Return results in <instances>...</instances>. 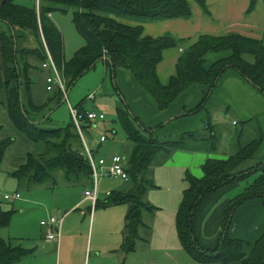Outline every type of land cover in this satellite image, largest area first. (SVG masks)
Masks as SVG:
<instances>
[{"label": "trees", "instance_id": "trees-1", "mask_svg": "<svg viewBox=\"0 0 264 264\" xmlns=\"http://www.w3.org/2000/svg\"><path fill=\"white\" fill-rule=\"evenodd\" d=\"M207 9L206 0H194ZM258 0H251L252 11ZM33 6H26L15 0H0V22L5 26L0 31V104L5 105L15 127L36 145L34 152L27 154V160L12 175L21 184L29 187L42 184L54 178L55 171L62 170L68 182L80 183L92 180V168L86 159L85 144L78 126L72 117L67 125L44 128L31 115L42 112L47 104L37 106L31 97V80L28 60L34 56L48 60V51L62 74L68 91L98 61L105 60L114 81L119 70L131 72L133 80L150 97L159 111H168L192 88H202L201 101L193 108L185 109V115L204 109L214 89L228 69L236 70L264 93V42L238 32L225 35H200L182 50L175 73L167 83L159 76V65L167 48L177 44L170 35L161 37L145 33L141 24L128 22L130 19L163 21L192 17L190 0H35ZM54 11H72V22L84 39L70 59L65 55V41L61 30L52 20ZM1 24V23H0ZM2 26V25H1ZM229 54L214 61L208 59L211 53ZM43 67V64H42ZM117 84V83H116ZM56 98L62 100L64 91L57 86ZM116 89L124 97L118 84ZM85 99L76 105L81 117L82 132L92 124L84 108ZM124 103L116 108L118 120L133 144V151L126 163L129 186L111 193L106 203L129 205L126 216L125 252L135 250L140 228L144 224L142 213L152 209L144 195L153 184L148 178L149 167L160 151L208 149L214 152L219 136L211 121L207 125L208 136L202 137L196 131L162 138L157 132L164 128V122L156 126L145 125L134 114L124 97ZM184 115V114H183ZM0 164L10 138H1ZM84 133V132H83ZM240 133L239 146L226 159L208 158L203 165L201 178L187 175V187L176 216V229L182 247L198 262L211 264H264V233L254 242L230 236L232 218L245 202L262 198L264 200V159L247 169L242 167L251 160L262 145V130L255 137L244 139ZM241 137L244 140H241ZM256 174L253 183L235 195L224 211L223 234L215 249L201 246L195 231V215L204 199L222 188L237 184ZM98 203V202H97ZM14 210L0 208V228L10 225ZM34 252V249L14 246L0 237V264H16Z\"/></svg>", "mask_w": 264, "mask_h": 264}, {"label": "rangeland", "instance_id": "rangeland-1", "mask_svg": "<svg viewBox=\"0 0 264 264\" xmlns=\"http://www.w3.org/2000/svg\"><path fill=\"white\" fill-rule=\"evenodd\" d=\"M206 1L207 9H204L194 0H190L192 17L187 19L175 18L163 21H151L140 18L130 19L128 21L140 25L142 24L145 27V33L151 36L161 37L164 35H170L176 39L177 44L165 50L164 58L159 65V76L163 83H167L170 76L175 73L177 61L182 55V50L187 49L191 42L197 40V38L203 34L216 36L235 32L231 27L227 28V22L229 20L235 21L238 17H245L249 11V8L246 12L241 11L242 9L239 10L238 4L235 3L236 0ZM15 2L26 6H33L35 4V0H15ZM72 14V11L53 12V20L58 24L57 26L64 35L67 59L72 58L76 50H78L84 42V39L78 33L72 22ZM0 23L1 31L5 26L2 22ZM219 55L220 54L217 53H211L208 59L211 60L212 57H219ZM27 61L31 66L29 68V77L32 82L31 97L33 103L37 106L47 104V108H45L44 111L31 112V115L40 119H44V116L47 117L50 115V119L44 120L40 126L44 128H57L67 125L72 119L70 105L76 107L80 101L85 99L84 108L86 110L95 108L105 114L103 120L92 121V124L85 127L83 130L88 146L96 151V157H105L108 154L120 153L125 157L126 162L130 160L133 151V144L128 140L116 113V108L119 105L126 103H124V97L120 95V91L116 89L117 84L114 81L112 73L110 71L105 73L106 69L102 62L84 73L69 91H67L68 95H64L62 100H59V98L55 99L58 93L57 85L52 91L47 89V78L49 77L50 72L49 69L42 67L43 60L34 56H29ZM129 76L132 78H128ZM124 79L127 82L131 81L130 79H133L131 72L124 71ZM221 83H223L222 80L218 83V88L214 90L213 96L207 102V110L205 108L197 113L183 117L178 116H180L182 114L180 112L185 111V109H181L177 113L175 112L171 117H162L165 112L159 111L155 102L146 94L145 95L149 100H145L141 103L143 108L141 106H136L135 109L132 106V101L128 98L126 101L129 105L131 104L130 107L132 108V111L135 115L137 113L140 116V119L143 120L142 122L144 124V120L148 117L146 114L150 115V113H153L157 108V111L151 114V121L158 120L153 126H156L161 122L166 124L164 128L157 132V136L162 138H166L169 136V133H173L177 128L179 130L196 131L202 135L203 130H205L208 123L211 121V124L215 126V132L219 136V153H222V151L227 152L225 153L227 154L225 156L229 157L233 154V150H231L230 146L232 145V139L234 136L244 127L245 137L243 136V138L248 139V137L254 133L252 129L257 126L258 119L254 116L252 117L253 119L250 118L252 120L244 122L247 120V117H244L243 114L247 111L250 113L247 96L241 94L235 95L236 99H229L230 103H221L218 95V91H221ZM131 85L134 86L132 82ZM118 86L123 88V82H120V85ZM137 88H139L138 85ZM260 93V95H262L261 97H264V93ZM92 94L93 98H89ZM193 96L194 93L192 98ZM140 100L141 98H135L133 101ZM190 100L191 99L187 100L185 103L187 104ZM243 122L247 124H244ZM0 125L2 126L1 138H10L13 140V143L8 147L6 155L0 164V208L4 210H14L10 225L0 228V237L10 241L14 246L19 245L21 242L22 246L28 248V238L29 236L32 237V234L37 232L40 220L42 218L45 220L48 219V217L44 215L46 210L53 208V206H55L64 196L80 197L85 188H91L93 186V182L92 180H85L80 183H71L68 182L62 170H57L55 171L54 178L45 183L38 184L34 187L21 184L13 177L12 173L26 162L27 154L29 152H34L36 150V145L15 127L9 117L5 105L3 104H0ZM102 134H107L108 139L106 142H103L101 147H99ZM205 135L208 136V132H206ZM174 151L175 150H172L171 152L160 151L155 156L148 171V178L151 180L153 186L149 187L144 195L145 202L151 206V208L155 210L157 209V211H164L166 216L170 212L173 213L174 209L178 211L183 200L184 191L187 187V175L192 174L195 177L203 176L202 163L206 161H202L201 163L199 160H197V162L193 160L192 164H194L195 169L193 168L190 172V169L186 168L184 173H179L174 164L167 165L165 163L167 157L172 155L173 156L169 159L170 161L173 159H176V162L182 160L181 158L179 159L178 156H174ZM263 151L264 141L255 154V161L249 160L245 162L244 167H248L254 162L256 163L263 159ZM202 153L204 157L206 152ZM217 159H223V157ZM255 177L256 174H253L248 179L239 182V187L235 192H231V197L242 192L245 186L253 183ZM104 179L110 182V186L114 184L113 182H117L118 186H125L127 184V181L121 179L118 180L111 177H105L101 179L100 187H102ZM17 192L21 195L20 200L13 201L5 198V194L12 195ZM106 192L105 189L101 190V199L104 200L108 197L106 196ZM222 200L224 199L222 198L218 203ZM207 205L208 199L200 204L194 219L196 235L202 247L204 244L200 238H202L204 242L209 243H213L214 240L218 241L219 239V237L216 236L217 234L213 236L214 234L210 235L208 234L209 232L206 233V224L208 225L209 219H212V214L217 208L215 204L210 205V211L204 215V209ZM207 214L208 218L206 217ZM146 215L149 216L150 214L147 212ZM240 217L241 214L238 213L234 219V227L237 226L239 222L237 221V218L240 220ZM239 223L240 227L237 232L238 235L235 236L242 237L244 236V227L241 222ZM221 230L220 234L223 232ZM232 232H234V228ZM141 235L143 236V231L141 232ZM138 244L144 245V242L139 240ZM216 244L217 242L215 245ZM30 249H34L33 246ZM27 261L28 259L26 258L23 263L28 264Z\"/></svg>", "mask_w": 264, "mask_h": 264}, {"label": "crops", "instance_id": "crops-1", "mask_svg": "<svg viewBox=\"0 0 264 264\" xmlns=\"http://www.w3.org/2000/svg\"><path fill=\"white\" fill-rule=\"evenodd\" d=\"M235 3L238 4L239 10L242 9L241 11L246 12V10L250 7L251 0H236ZM50 16L53 20V13H51ZM53 21L55 22V20ZM56 25L58 24L56 23ZM229 27L234 29L235 32L241 33L245 36L260 39L264 42V0H258L253 10L250 12L248 11L245 17H238L236 18L235 21L229 20L227 22V28ZM217 54H220L219 57H212L210 61H214L229 53L226 52V53H217ZM65 55H66V51H65ZM100 62H102L105 66L106 69L105 73H107L108 71L111 72L110 68L107 66L104 59L98 61L96 66L99 65ZM124 71L126 70H119L117 72V76L115 79L116 83L120 85V82H123V88L120 89L124 97L132 101L133 108L136 109V106H141L143 108V105L141 103L145 100H149L146 97L147 94L144 93L141 89L137 88V85L136 83H134L133 79H130L131 81L127 82L124 79ZM49 72L50 74H52V71L50 69ZM128 78H132V77L129 76ZM221 80L223 82L221 83L222 84L220 89L221 91H218L220 102L223 104L230 103L229 99L231 100L236 99L235 95H239V94L247 96V100L249 104L248 109L250 110V113L247 111L245 114H243L244 117H247L246 118L247 120H245L244 122L252 120L253 119L252 117L254 116H256V118L258 119L257 126L252 129L254 133H252L248 138L255 137L260 130H262L264 135V99H262L264 97H261L262 95H260L261 94L260 89L259 88L256 89L257 88L256 86L254 87V85L250 81L245 79L234 69H228L221 77ZM131 82L134 84V86L131 85ZM218 86L215 89H217ZM193 93L194 96L192 98ZM135 98H141V100L133 101ZM189 99L191 100L188 101L186 104L185 102ZM201 99H202V88L200 87H198V89L197 87L192 88L185 96H183L168 111H166L162 115V117L164 116L171 117L172 115H174L175 112L177 113L181 109L193 108L201 101ZM156 111L157 108L154 110L153 113H155ZM153 113H150V115L146 114L148 117L144 120V122L145 124H148V126H153L158 121V120L151 121V114ZM180 113L182 114L178 117L186 116L183 115L185 114V111ZM136 115L138 114L136 113ZM35 118L37 119L38 122L41 123L44 120L50 119V115H48L47 117L44 116V119L43 118L40 119L38 117ZM184 131L186 132V130L183 129L179 130L177 128L176 130L173 131V133H169L168 135L169 136L179 135ZM206 132H207V127L205 128V130H203L202 137L207 136L205 135ZM241 132H242L241 136L245 137V128L243 127L241 131L237 133L232 139L233 141L230 148L231 150H233V153L236 152L239 146V142H240L239 136ZM102 135L107 136V134H102ZM107 139L105 141L101 140L99 147H101L103 142H106ZM244 139L241 137V140ZM219 142L220 140L218 138V147L214 152H211L208 149L175 150L173 153L174 156H178L179 159L181 158L182 160L179 162H176V159L170 161L169 159L173 156L172 155L170 157H167L165 163L167 165L174 164L175 167L178 169L179 173H184V170L186 168H189L190 169L189 171L191 172L192 169L195 167L194 164H192L193 160L196 162L197 160H199L202 163V161L207 160L209 157L215 159L223 157V159H226L228 158L225 156L227 155L225 154L227 152L222 151V153H219ZM202 152H206V154H204L205 155L204 157L202 155L203 154ZM114 154H120V153H114ZM114 154H108L105 157H107L109 160L111 156ZM196 156L198 159L196 158ZM263 159L257 161L256 163L254 162L250 166L256 165ZM251 160L255 161V155ZM205 162H203L202 165H204ZM242 167H244V164ZM248 167L245 166L244 168L247 169ZM203 175H204V171H203ZM105 177H110V176L101 177L99 180L98 201H97L98 203L95 204L91 198H86L84 196V192L86 190L91 189L93 187L92 186L91 188H85V190L83 191L80 197L64 196L57 202L55 206H53V208L46 210V212L44 211L45 212L44 215H46L48 219L53 216L59 220L60 233L58 237L55 240L47 239V235L50 232V227L43 226L41 224V221L45 220L44 218H42L39 222L38 225L39 227L37 232L35 234H32L33 235L32 237L29 236L27 241L28 249H30L33 246L34 252L29 256L23 258L16 264H24L23 262L26 258L28 259L27 261L28 264H211V263H200L196 261L182 247L176 229V216L178 211H176L175 209L173 213L170 212L168 213L167 216L165 215L166 213H164V211H160V210L157 211V209L155 210L152 208L149 209L150 211L144 210L142 213L144 224L140 228L139 231L140 237L137 239L135 250L131 252H125L122 246H123L124 237L126 235V224H127L126 216L129 211V205L127 203L108 204L106 202L108 201V198L111 195V193L117 190H122L127 188L129 186L128 180L125 186L123 185L118 186L117 182H113L114 184L110 186L109 185L110 182L104 179L102 187H100L101 179ZM111 178L120 180L119 178H115V177H111ZM247 186H245L244 189ZM238 187H239L238 183L231 186H227L215 193L210 194L204 199V200L208 199V205L204 209V213H203L204 215L208 213V211H210L209 208L210 205L215 204L217 207L215 209V212H213L212 214V219H209L208 225L206 224L207 226L206 233L209 232L208 234L210 235L214 234L213 236L217 234L216 236L219 237L218 241L214 240L213 243L204 242V240L200 238L204 244L203 247L205 249L212 250L217 247L219 240L223 234V232L220 234V230L222 229L221 231H223V219H224L225 208L229 203V201L231 200V198H233L235 195L238 194L237 193L233 197H231V192H235ZM103 189L107 191L106 196H108L104 200L101 199L100 196V192ZM222 198L224 200L218 203ZM147 212L150 214L149 216L146 215ZM238 213L241 214V217L240 220L237 218V221L241 222L242 226L244 227V231H243L244 236L242 237L235 236L238 235L237 232L240 227L239 222L237 226L234 227V219L236 215H238ZM206 217L208 218V214ZM233 228H234V232H232ZM142 231H143V236L141 235ZM263 233H264V200L262 198L251 199L245 202L244 204H242L234 213L230 227V236L233 238L243 239L249 242H254L257 239H259ZM139 240L143 241L144 245H139L138 244ZM216 242L217 244L215 245ZM16 246H22V243L20 242V244ZM231 264H242V263L233 262Z\"/></svg>", "mask_w": 264, "mask_h": 264}, {"label": "built area", "instance_id": "built-area-1", "mask_svg": "<svg viewBox=\"0 0 264 264\" xmlns=\"http://www.w3.org/2000/svg\"><path fill=\"white\" fill-rule=\"evenodd\" d=\"M43 67L49 68L52 71V74H50L49 77L47 78V83H48L47 89L53 90L54 87L57 85L64 91V93H67L66 85L62 77V74L59 71L58 67L56 66L55 61L49 51H48V60L47 62L43 63ZM89 98H93V94L90 95ZM70 110L72 117L74 118L78 126V129L82 135L85 144L86 159L89 161L92 168L91 179L93 182V187L89 190H86L84 192V196L86 198H91L93 202L96 204V202L98 201V184L101 177L110 176V177L122 179L124 181L129 180V175L125 168L127 162L125 160V157H123L120 154L112 155L109 160L104 156H99L97 158L96 151L89 148L85 142L83 132L81 129V123H80L81 115L78 109L70 105ZM87 116L91 121L103 120L105 118V114L103 112L97 111L95 109L87 111ZM106 139L107 136L102 135L101 140L105 141ZM20 197L21 195L19 192L12 195L5 194V198L7 200H16L19 199ZM41 224L43 226L50 227V232L47 235L48 240H55L58 237L60 233L59 220L56 217L52 216L47 220H43L41 221Z\"/></svg>", "mask_w": 264, "mask_h": 264}, {"label": "bare ground", "instance_id": "bare-ground-1", "mask_svg": "<svg viewBox=\"0 0 264 264\" xmlns=\"http://www.w3.org/2000/svg\"><path fill=\"white\" fill-rule=\"evenodd\" d=\"M39 3H40V0H37V4L39 5ZM64 95L65 96H67L68 95V92L67 93H64ZM89 111V110H88ZM97 203V202H96Z\"/></svg>", "mask_w": 264, "mask_h": 264}]
</instances>
